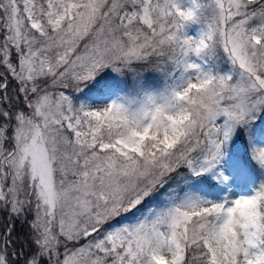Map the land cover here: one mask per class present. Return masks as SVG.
I'll list each match as a JSON object with an SVG mask.
<instances>
[{
  "label": "snow or ice",
  "instance_id": "6c2138e0",
  "mask_svg": "<svg viewBox=\"0 0 264 264\" xmlns=\"http://www.w3.org/2000/svg\"><path fill=\"white\" fill-rule=\"evenodd\" d=\"M0 217V264H264V0H0Z\"/></svg>",
  "mask_w": 264,
  "mask_h": 264
},
{
  "label": "rangeland",
  "instance_id": "374dc122",
  "mask_svg": "<svg viewBox=\"0 0 264 264\" xmlns=\"http://www.w3.org/2000/svg\"><path fill=\"white\" fill-rule=\"evenodd\" d=\"M196 28H197L196 25H192V26L189 28V34H190V35L195 34Z\"/></svg>",
  "mask_w": 264,
  "mask_h": 264
},
{
  "label": "trees",
  "instance_id": "16d2710c",
  "mask_svg": "<svg viewBox=\"0 0 264 264\" xmlns=\"http://www.w3.org/2000/svg\"><path fill=\"white\" fill-rule=\"evenodd\" d=\"M0 218H2V217H0Z\"/></svg>",
  "mask_w": 264,
  "mask_h": 264
}]
</instances>
